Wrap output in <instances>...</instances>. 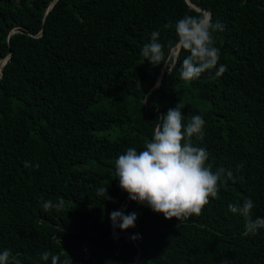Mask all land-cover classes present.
<instances>
[{"label":"trees","instance_id":"trees-1","mask_svg":"<svg viewBox=\"0 0 264 264\" xmlns=\"http://www.w3.org/2000/svg\"><path fill=\"white\" fill-rule=\"evenodd\" d=\"M201 12L224 25L213 36L227 70L185 81L187 50L167 47L175 32L164 25ZM154 30L172 58L165 67L141 54ZM2 59L0 250L22 264L44 251L71 264H264V229L244 235L228 211L250 197L253 219L264 216V0H0ZM177 105L185 123L206 121L203 140L193 137L206 163L235 177L179 220L130 201L115 175L118 156L142 150ZM60 197L63 207L42 208ZM122 207L138 213L124 230L135 240L111 235L109 213Z\"/></svg>","mask_w":264,"mask_h":264},{"label":"clouds","instance_id":"clouds-1","mask_svg":"<svg viewBox=\"0 0 264 264\" xmlns=\"http://www.w3.org/2000/svg\"><path fill=\"white\" fill-rule=\"evenodd\" d=\"M164 27L174 28L175 32V41L169 42L167 47L187 50L188 54L179 61L182 79H198L203 72L212 69H216L215 74L219 76L227 70L226 65L219 63L220 49L215 46L213 36V33L223 31L224 25L219 20L214 21L211 13L184 15L174 25L169 22ZM165 47L160 41V32L154 30L149 42L143 45L141 54L153 67H165L172 59L170 53L166 54ZM156 120L158 123L152 136L142 150L129 147L116 159L118 187L130 201L148 207L165 219L199 216L209 203V198L218 196L220 186L235 179L234 173L223 167L213 171L212 165L206 163L209 152L193 143V137L202 141L205 135L206 121L201 114L192 115L185 123V115L177 105ZM24 167L38 168L39 165L25 161ZM107 192L108 188H97V195L110 200ZM58 201L42 200L41 206L45 211L63 207V197ZM254 207L255 203L250 197H245L242 203L228 204L230 213L244 219V235H256L264 229V216L253 219ZM108 218L113 229H119V233L135 227L138 213L133 211L126 214L122 210H114ZM131 238L135 240L137 235ZM39 260L40 264H71L69 257L62 259L59 254L50 251L41 253ZM0 264H22V261L13 255L11 249L5 248L0 250Z\"/></svg>","mask_w":264,"mask_h":264},{"label":"water","instance_id":"water-1","mask_svg":"<svg viewBox=\"0 0 264 264\" xmlns=\"http://www.w3.org/2000/svg\"><path fill=\"white\" fill-rule=\"evenodd\" d=\"M56 1V0H55ZM4 63H5V61L2 59L1 61H0V73H1V71H2V67H3V65H4ZM160 83V80L158 81V84ZM123 209V207L120 209V210H122ZM119 230V229H118ZM125 235H128L130 238L132 237L131 235H129V234H127L126 232H124V231H122ZM132 239V238H131ZM133 240V239H132Z\"/></svg>","mask_w":264,"mask_h":264},{"label":"rangeland","instance_id":"rangeland-1","mask_svg":"<svg viewBox=\"0 0 264 264\" xmlns=\"http://www.w3.org/2000/svg\"><path fill=\"white\" fill-rule=\"evenodd\" d=\"M111 229H112V236L113 238H117L118 237V229H113V227L111 226Z\"/></svg>","mask_w":264,"mask_h":264}]
</instances>
